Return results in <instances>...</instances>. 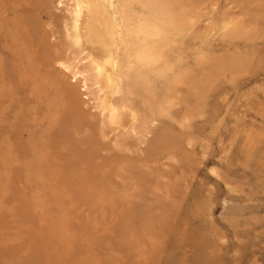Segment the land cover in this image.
I'll return each instance as SVG.
<instances>
[{
	"label": "rangeland",
	"instance_id": "1",
	"mask_svg": "<svg viewBox=\"0 0 264 264\" xmlns=\"http://www.w3.org/2000/svg\"><path fill=\"white\" fill-rule=\"evenodd\" d=\"M0 264H264V0H0Z\"/></svg>",
	"mask_w": 264,
	"mask_h": 264
},
{
	"label": "bare ground",
	"instance_id": "2",
	"mask_svg": "<svg viewBox=\"0 0 264 264\" xmlns=\"http://www.w3.org/2000/svg\"><path fill=\"white\" fill-rule=\"evenodd\" d=\"M92 14V13H91ZM91 14L89 15V16H91ZM94 14V13H93ZM93 16V15H92ZM93 20V19H92ZM92 24H93V22H92ZM78 24H76V26H77ZM93 25H95V24H93ZM90 25H89V23H88V25H87V28L88 29H86L87 30V32H89V29H91L90 27H89ZM96 26V25H95ZM94 26V27H95ZM99 27V26H98ZM78 29V28H77ZM80 29V28H79ZM99 29V28H98ZM108 101H110V100H108V99H106V102H108ZM107 105H105V107H106ZM109 108V107H108Z\"/></svg>",
	"mask_w": 264,
	"mask_h": 264
}]
</instances>
